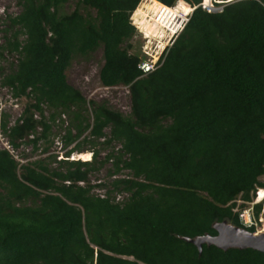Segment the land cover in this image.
Segmentation results:
<instances>
[{"label": "trees", "instance_id": "16d2710c", "mask_svg": "<svg viewBox=\"0 0 264 264\" xmlns=\"http://www.w3.org/2000/svg\"><path fill=\"white\" fill-rule=\"evenodd\" d=\"M14 1L0 58L15 60L0 68V87L25 103L12 125L0 111V135L12 151L30 145L46 156L20 163L0 149V264H264L250 249L202 245L198 255L182 240L214 236L212 224L223 220L254 233L237 212L264 189V0L234 1L215 14L196 7L147 73L138 69L130 16L153 35L144 12L156 4ZM98 50L99 84L127 89V115L66 82L70 62ZM64 122L67 150L57 160L52 130ZM112 144L119 149L98 160L96 147ZM86 151L89 161L68 160ZM107 163L108 183L89 184ZM261 209L252 205L255 221Z\"/></svg>", "mask_w": 264, "mask_h": 264}, {"label": "rangeland", "instance_id": "374dc122", "mask_svg": "<svg viewBox=\"0 0 264 264\" xmlns=\"http://www.w3.org/2000/svg\"><path fill=\"white\" fill-rule=\"evenodd\" d=\"M146 0H142V2L139 5L142 4H148L145 2ZM138 5V6H139ZM73 6L71 4L65 6L63 8L64 12H70L72 10ZM18 7L15 4L14 0H0V45L2 44V29L4 26V17L8 15H14L18 12ZM134 13V12H133ZM133 13L130 16V19L132 23L140 30L144 28L143 23L141 19L138 17V19H132ZM146 14V20L149 21V13L144 12ZM143 27V28H142ZM146 31V29H144ZM140 33V31H138ZM147 32V31H146ZM147 34H149L147 32ZM155 42H153L154 44ZM131 45L135 48L138 46L141 53L149 51V48L152 47L151 43H146L143 40V37L140 36V34L135 36L131 40ZM145 57V55H143ZM149 57H154L150 56ZM155 58V57H154ZM15 60V57L13 55H7L3 54V58H0V68L7 69L11 63H13ZM101 52L98 50L89 57L85 59H74L70 62L69 67L65 71V77L66 82L73 88L77 89L81 95L87 100V101H94V102H101L105 101L106 104L113 110L119 111L123 115H127L129 112V100L127 95V89L122 86L118 87H112V88H103L100 86L98 81V70L101 66ZM25 103L24 99H12L10 97L9 92L0 87V111L2 113H5L7 115V122L8 125H12L15 119L18 117L21 108L23 104ZM66 122L63 123L61 129H59L58 126L53 127L52 133L54 135L53 137V144L51 145L49 149V154L56 155V159H63L64 158V152L67 149H63L61 147L60 139L63 135V129L66 126ZM107 133V131H105ZM4 138L2 136L0 137V147L4 146ZM40 148V147H39ZM119 149V146L116 144H112L110 146L105 147H96V150L98 151V160H102L103 157L111 151ZM14 159L20 163H23L24 161H32L35 159L42 158L46 155H41L40 149L37 151H32L30 145H20L17 150L11 152ZM81 154H87L88 158L87 160L81 159ZM20 157H24L23 160L20 159ZM91 158L90 152L86 151L80 154L72 153L68 160H80V161H89ZM20 159V160H19ZM110 168V164H105L97 173H94L89 176V184L95 185V184H104L106 185L108 183L107 180V170ZM122 176V175H121ZM260 182L264 183V176L261 177ZM257 190V189H256ZM258 190H264V189H258ZM102 188H96L94 189V193H97L99 195L103 194ZM256 192V191H255ZM259 193V191H258ZM254 197L252 201H256L258 203L262 204V209L259 214L258 220L255 222L254 228V234L259 232H264V199L260 202L258 200V194L257 199ZM236 205H239L241 202L236 201ZM238 208H234L236 210Z\"/></svg>", "mask_w": 264, "mask_h": 264}, {"label": "built area", "instance_id": "2783aa9c", "mask_svg": "<svg viewBox=\"0 0 264 264\" xmlns=\"http://www.w3.org/2000/svg\"><path fill=\"white\" fill-rule=\"evenodd\" d=\"M232 0H200L199 4L196 6H189L190 12L196 7H200L204 12L208 14L220 13L223 5L229 3ZM148 4H156L154 12H150L149 21L155 29V34H147L144 30L138 29L135 25L134 27L137 29V32L140 31V35L143 37L144 42L151 43L152 47L149 48V51L142 52L145 57H143L142 61L138 65V69L143 73L150 72L154 70L158 65V60L163 52L172 44L174 38L177 34L182 30L183 26L187 22L189 13L181 12L180 10L177 13H173L174 7H168L160 3H155L152 0L145 1ZM153 42H155L153 44ZM154 56L155 60L152 62H148L146 60L147 56ZM4 147L9 150L6 143ZM259 190H256L255 197L257 199V193ZM262 199V198H261ZM260 199V200H261ZM256 203V201H252L248 204V206L244 209H241L237 212V217L239 218L242 225L245 227L255 226V220L252 216V205ZM236 211V210H234Z\"/></svg>", "mask_w": 264, "mask_h": 264}, {"label": "water", "instance_id": "95a60500", "mask_svg": "<svg viewBox=\"0 0 264 264\" xmlns=\"http://www.w3.org/2000/svg\"><path fill=\"white\" fill-rule=\"evenodd\" d=\"M214 236L202 235L194 238H182L188 244H191L197 250L198 255L201 252V246H212L218 250L226 251L229 249L246 250L250 249L264 254V232L251 234L243 228L233 226L225 220L212 224Z\"/></svg>", "mask_w": 264, "mask_h": 264}, {"label": "clouds", "instance_id": "9594fccd", "mask_svg": "<svg viewBox=\"0 0 264 264\" xmlns=\"http://www.w3.org/2000/svg\"><path fill=\"white\" fill-rule=\"evenodd\" d=\"M152 1L155 2V3H160V2H157V1H155V0H152ZM234 1H238V0H232V1H230L229 3H232V2H234ZM141 2H142V0L139 2V4H140ZM199 2H200V0H199ZM179 3H183V4L187 5V6L189 5V4L185 3V2L182 1V0H178V1L176 2L175 5H177V4H179ZM139 4H138V5H139ZM160 4H162V3H160ZM198 4H199V3H198ZM227 4H228V3H227ZM138 5H137V6H138ZM163 5H164V4H163ZM175 5H174V6H175ZM225 5H226V4H225ZM165 6H166V5H165ZM174 6H173V7H174ZM189 6L191 7V5H189ZM223 6H224V5H223ZM136 8H137V7H136ZM222 8H223V7H222ZM193 10H194V9H193ZM193 10H192V11H193ZM192 11H191V12H192ZM133 12H134V11H133ZM133 12H132V13H133ZM191 12L189 13V15L191 14ZM214 14H215V13H214ZM188 17H189V16H188ZM130 22H131V25L134 27V24L132 23L131 19H130ZM183 27H184V26H183ZM134 28H135V27H134ZM135 30H136V32H137V29H136V28H135ZM179 33H180V32H179ZM179 33H178V34H179ZM137 34L139 35L138 32H137ZM178 34H177V35H178ZM140 36H141V35H140ZM174 39H175V38H174ZM163 53H164V52H163ZM161 56H162V55H161ZM161 56H160V57H161ZM159 59H160V58H159ZM158 62H159V60H158ZM0 137H1V135H0ZM2 138H3V137H2ZM4 140H5V139H4ZM5 143H6V145L8 146L9 150H7L4 146H3V147H0V149H4V150H6L9 154H11L12 150H11L10 146L7 144L6 140L4 141V144H5ZM11 155H12V154H11ZM257 190H258V189H257ZM254 194H255V193H254ZM253 197H254V196H253ZM263 199H264V196H263L262 199L259 200V201H262ZM256 203H258V202H256ZM256 203H254V204H256ZM243 209H244V208H243ZM233 211H234V210H233ZM236 211H237V210H236ZM238 220H239V218H238ZM239 222H240V220H239ZM255 222H256V221H255ZM240 224H241V222H240ZM241 225H242V224H241ZM242 226L245 227L244 225H242ZM252 227H253V226H252ZM245 228H248V227H245ZM259 233H261V232H259ZM252 234H254V233H252ZM256 234H258V233H256ZM256 234H255V235H256Z\"/></svg>", "mask_w": 264, "mask_h": 264}, {"label": "bare ground", "instance_id": "6f19581e", "mask_svg": "<svg viewBox=\"0 0 264 264\" xmlns=\"http://www.w3.org/2000/svg\"><path fill=\"white\" fill-rule=\"evenodd\" d=\"M178 5V4H177ZM190 8V7H189ZM190 12V11H189ZM188 12V13H189ZM176 14V13H175ZM146 60L148 61V62H152V61H154L155 60V58L154 57H149V56H147V58H146ZM258 194V200H260L263 196H264V190H259V193H257ZM261 202V201H260Z\"/></svg>", "mask_w": 264, "mask_h": 264}]
</instances>
